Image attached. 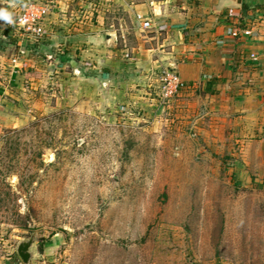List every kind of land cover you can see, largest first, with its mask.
Returning a JSON list of instances; mask_svg holds the SVG:
<instances>
[{
    "label": "rangeland",
    "instance_id": "374dc122",
    "mask_svg": "<svg viewBox=\"0 0 264 264\" xmlns=\"http://www.w3.org/2000/svg\"><path fill=\"white\" fill-rule=\"evenodd\" d=\"M151 1L62 0L106 6L100 28L112 39L100 38L109 52L102 62L110 51L130 57L143 34L126 5ZM52 2L22 0L14 14ZM7 27L5 61L26 66L0 69V264H23L15 247L30 233L29 264H264V117L239 122L243 94L228 95L233 105L209 95L187 106L175 100L181 91L165 101L158 73L141 95L164 106L160 115L130 98L122 112L72 104L68 83L83 73L82 43L72 54L41 51ZM97 56L89 57L98 67ZM61 112L39 132H21ZM240 130L247 136L230 138Z\"/></svg>",
    "mask_w": 264,
    "mask_h": 264
},
{
    "label": "crops",
    "instance_id": "0c3cea01",
    "mask_svg": "<svg viewBox=\"0 0 264 264\" xmlns=\"http://www.w3.org/2000/svg\"><path fill=\"white\" fill-rule=\"evenodd\" d=\"M52 3L42 6L47 11L43 34L39 38H29L37 42L41 51L61 46L72 54L78 48L85 62L82 63L83 73L74 71V77L68 81V99H72V104L81 100L84 106L110 108L120 105L122 112L125 106L121 104H128L130 98L136 109L155 106V114L160 115L164 106L150 103L154 100L141 94L155 85L158 73L170 68L185 85L175 100L181 98L188 106V98L210 95L218 97L221 104L231 105L233 98L228 95L243 94L242 101L236 103V110L245 112L239 122L264 117V25H257L259 36L254 40L231 39L227 34L241 17L252 19L262 15L264 0H243L244 8L229 6L224 0H152L151 5H126L132 24L143 34L139 45L131 48L127 63L115 59L111 51L106 63L102 62L100 55L109 53L100 43V38L106 35L100 28L107 23L106 6L102 10V5H63L62 0ZM22 4V0H0V8L12 13V19L14 11ZM137 16L148 21L151 29H141ZM8 25L0 20V69L6 66L9 70H20L26 62L16 58L5 61L3 37ZM80 42L81 47L76 48ZM88 54L98 55L94 59L100 64L98 67L93 65ZM250 54L257 55L258 60L250 61ZM227 107L222 109L229 113L231 109ZM107 120H112V116ZM247 134L251 136L254 132ZM246 136L245 131L240 130L230 138Z\"/></svg>",
    "mask_w": 264,
    "mask_h": 264
},
{
    "label": "built area",
    "instance_id": "2783aa9c",
    "mask_svg": "<svg viewBox=\"0 0 264 264\" xmlns=\"http://www.w3.org/2000/svg\"><path fill=\"white\" fill-rule=\"evenodd\" d=\"M46 9L42 6H38L34 3H26L23 7L19 8V12L14 15L13 24L17 31L22 35H26L31 38H39L43 34V21L46 16ZM136 20L143 30L151 29L150 23L143 20L140 17H136ZM264 25V12L252 19L240 18L237 25L228 31L231 39L244 38L248 40L257 39L259 31L257 25ZM23 54V52H20ZM248 59L252 62L258 60V56L250 54ZM159 91L162 100H172L180 91L185 89L184 83L179 79L178 75L173 69H163L159 75Z\"/></svg>",
    "mask_w": 264,
    "mask_h": 264
},
{
    "label": "water",
    "instance_id": "95a60500",
    "mask_svg": "<svg viewBox=\"0 0 264 264\" xmlns=\"http://www.w3.org/2000/svg\"><path fill=\"white\" fill-rule=\"evenodd\" d=\"M224 3L235 8H240L242 6L243 0H224ZM105 38L106 40H110L112 39V36L105 35ZM35 243L36 242L32 233L29 234L28 238L18 241L15 247V252L23 264H29V262L34 258Z\"/></svg>",
    "mask_w": 264,
    "mask_h": 264
},
{
    "label": "trees",
    "instance_id": "16d2710c",
    "mask_svg": "<svg viewBox=\"0 0 264 264\" xmlns=\"http://www.w3.org/2000/svg\"><path fill=\"white\" fill-rule=\"evenodd\" d=\"M242 8H244V6H242ZM5 35H8L9 30L4 31ZM62 115L61 113H56L53 114L52 116H48V117H44L41 121H35L30 123L25 129H23L21 132L25 133V132H39L40 130H42V126L46 123H51V120H54L56 118L59 119V116Z\"/></svg>",
    "mask_w": 264,
    "mask_h": 264
},
{
    "label": "clouds",
    "instance_id": "9594fccd",
    "mask_svg": "<svg viewBox=\"0 0 264 264\" xmlns=\"http://www.w3.org/2000/svg\"><path fill=\"white\" fill-rule=\"evenodd\" d=\"M0 20L5 22L6 24L11 25L13 23L12 13L4 8H0Z\"/></svg>",
    "mask_w": 264,
    "mask_h": 264
}]
</instances>
